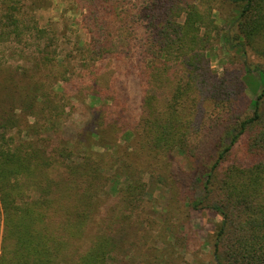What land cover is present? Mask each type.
<instances>
[{
	"label": "rangeland",
	"instance_id": "rangeland-1",
	"mask_svg": "<svg viewBox=\"0 0 264 264\" xmlns=\"http://www.w3.org/2000/svg\"><path fill=\"white\" fill-rule=\"evenodd\" d=\"M178 1L181 13L174 16L178 24L185 23L189 6L203 11L206 21L201 34L207 32L206 39L199 48H189L188 54L172 51L166 64L170 80L164 73L165 80L153 87L147 80L144 51L136 41L148 37L151 29L146 26L132 32L126 28L125 34L114 31L120 58L105 60L95 47L87 50L89 36L81 23L82 9L74 0L22 3L19 17L27 25L37 23L45 29L44 39L26 34L18 41L0 27V180L4 181L0 184V264H20V259L38 264L46 253L43 241L53 247L55 264H217L215 227L221 222L217 206L223 199L220 182L229 168L248 165L245 140L218 170L214 195L199 210L190 205L192 172L204 159L210 138L260 93L259 74L246 71L245 62L264 69V59L251 50L245 58L236 49L229 50L223 37L219 40L218 33L228 30L238 14L233 4L226 0ZM136 2H129V18L135 15ZM2 13L0 9V26ZM256 39L261 46L264 37ZM42 55L60 61L61 73L49 80L46 89H55L56 97L51 95L41 104L42 112L31 116L20 95L27 83L41 78L42 64L37 63ZM182 65L196 69L192 75L188 68L182 73ZM217 87L221 95L227 90L233 100L227 114L210 98ZM152 91L157 93L155 100H147ZM50 105L56 116L47 113ZM95 109V113L99 109L105 113L92 128L89 122ZM58 140L62 142L59 153L65 152L64 169L63 156L45 158L40 152ZM88 149L95 153V168L93 163L88 167L96 172L85 182L79 179L72 191L59 188L47 205L55 176L72 175ZM82 192L92 194L89 205L77 200ZM195 192V196L201 194L198 188ZM74 196L76 212L85 214L86 220L72 234L63 203L71 206ZM9 205L19 207L21 217L27 218L32 207L37 209L32 213L38 246L27 253L20 248L16 257L6 248L16 239L7 226ZM50 206L56 208L57 219L47 230ZM105 241L109 243L106 256L99 246ZM92 246H99L96 257L86 259ZM227 252L222 243L219 257L230 264Z\"/></svg>",
	"mask_w": 264,
	"mask_h": 264
},
{
	"label": "trees",
	"instance_id": "trees-1",
	"mask_svg": "<svg viewBox=\"0 0 264 264\" xmlns=\"http://www.w3.org/2000/svg\"><path fill=\"white\" fill-rule=\"evenodd\" d=\"M24 1L0 0V9L3 11L0 27L5 28L7 30L6 34L15 36L18 41L26 34L34 35V38L44 39L45 29L40 28L37 23L27 25L26 21L19 17ZM74 1L82 9L81 23L89 36L87 50H93V47H95L97 53L104 60L113 56L120 58L118 56L120 51L118 49L115 50L114 31L122 30V34H125L126 28L130 32L144 26L151 29L148 37H144L143 40L141 38L136 39L144 51V58L146 59L144 67L148 69L146 74L151 87L165 80V77H163L165 76L164 73L169 74V78L167 75L166 80H170L171 73L169 72V65L166 67V64L170 61L169 54L172 51L179 49L182 55L188 54L189 48H199L204 38L206 39L204 36L207 35V32L201 34V28L206 19L202 15L203 11L199 10L198 6H189L185 23L183 25L177 23L174 16L179 17L181 13V11L179 12L180 2L178 0H142L141 2L136 0L135 7H133L135 15L134 17L132 15L131 18H129L130 9H128L131 6V3H129L131 0L129 2L127 0ZM226 1L236 7L238 14L229 24L228 30H221L218 33L219 40L223 37L229 50L236 49L245 58L248 57V52L251 50L259 58L264 59V39L261 46L257 45L258 40L256 39L259 36L264 37V0ZM139 2L140 5L138 4ZM169 27L171 30L168 29ZM176 38H179L177 45L175 44ZM200 48H203V46ZM39 60L38 66L40 67L42 64V72L39 73L41 78L33 79L27 83L28 88L24 89L23 95H20V98L26 101L24 109L26 114L31 116L42 112L41 104L49 101L51 95L56 97L55 89H46L50 85L49 83L52 82H49V80L57 78L61 73L60 61L45 55H42ZM187 68L182 65V73ZM188 69L187 72L192 75L196 68L190 67ZM245 69L248 72H257L259 74L257 82L258 87L262 88L260 93L254 99H251L237 115L230 118L232 123L231 121L227 123L226 126L221 128V131L210 138L204 159L192 172L193 185L190 205L194 209L199 210L204 207L203 203L214 195L218 170L238 144L245 140V156L249 158L248 165H235L229 168L225 173L224 179L220 182L223 199L219 201L220 203L217 206L220 211L221 222L215 227V259L218 260L217 264H225L219 257L222 243H225L227 247V259L230 264H264V69L256 66L249 67L247 61L245 62ZM221 90L220 87H217L210 94V98L218 106H221L223 112L225 111L227 114L233 109V100L229 97L230 93L229 95L226 94L227 90L224 89L222 91L223 95H221ZM175 93L176 91L172 96ZM156 94L153 91L147 93V100H155ZM53 109V106L50 105L47 113L56 116V112H53ZM99 111V113H95L96 109L93 111L94 116L89 122L92 128L94 125L96 126L95 120L105 113L102 109H99ZM252 128H256V130L247 135ZM92 132L95 134L94 129ZM245 136L247 139H245ZM61 143V140H58L47 147L41 148L42 157L54 158L59 154V156L64 158L65 152L59 153ZM84 154L82 163L78 164V170L72 172V175L68 172H61L60 177L55 176L53 186L48 193L50 194V199L45 200L47 205H50L52 200H54L53 198L58 195L59 188L72 191L75 186L79 185V179L85 182V179L91 173L96 172L88 167L95 162V153L88 149ZM63 165L64 169L65 158ZM66 165L69 166L67 163ZM94 166L95 164L93 168H95ZM84 169L87 170L84 171ZM2 182L4 181L0 180V184ZM197 188L200 189L201 194L195 196ZM75 200L74 196L71 206L67 202L63 203V205L65 204L64 210L67 211L68 218H70L68 223L72 226L69 228L72 234L74 232L73 228L75 229L78 225L82 227L84 218L86 220L85 214H82L81 211L76 212ZM77 200H85V203L89 205L92 202V194L82 192ZM33 209L35 210L34 212H37L36 207H32L28 218L21 217L22 211L16 205H9V208L6 209L7 226L11 228L10 230L16 236L14 243L7 244L6 248L12 250L10 252L11 255L14 252V257L19 255L20 248L26 249L27 253L35 250L38 246L37 239L39 235L37 234L38 230L35 229L37 222L34 213H32ZM48 217V223L45 225L47 230L56 223V208L53 210L50 206ZM67 235L68 237L71 236L68 232ZM43 236L45 235L43 234ZM105 239L111 241L109 238ZM43 243L46 245V253H44V258L38 259V264H55L50 251L53 247L45 241ZM99 246L100 249H103L106 256L109 243L105 241ZM99 246L90 247L89 249L92 250L88 251L84 257L86 259H94L96 257L95 252ZM23 255L25 256V254ZM20 264H31V259H20Z\"/></svg>",
	"mask_w": 264,
	"mask_h": 264
}]
</instances>
